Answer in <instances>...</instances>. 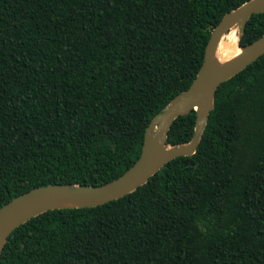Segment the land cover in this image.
I'll return each instance as SVG.
<instances>
[{
	"label": "trees",
	"instance_id": "1",
	"mask_svg": "<svg viewBox=\"0 0 264 264\" xmlns=\"http://www.w3.org/2000/svg\"><path fill=\"white\" fill-rule=\"evenodd\" d=\"M247 1L0 0V207L122 175L213 27ZM263 34L254 14L239 44ZM195 128V111L178 117L166 144ZM1 264H264V55L218 87L194 155L118 200L30 219Z\"/></svg>",
	"mask_w": 264,
	"mask_h": 264
},
{
	"label": "water",
	"instance_id": "2",
	"mask_svg": "<svg viewBox=\"0 0 264 264\" xmlns=\"http://www.w3.org/2000/svg\"><path fill=\"white\" fill-rule=\"evenodd\" d=\"M264 13V0H249L226 13L212 29L205 48L203 63L188 89L176 95L157 113L144 133L141 153L134 164L115 180L99 186L50 184L31 189L0 207V264L5 243L11 233L30 219L48 211L93 208L118 200L146 184L164 165L178 157L195 154L218 87L242 72L264 55V34L242 47L239 44L246 23L254 14ZM238 29L241 53L219 64L215 57L221 37ZM196 113V128L187 144H166L167 133L175 119Z\"/></svg>",
	"mask_w": 264,
	"mask_h": 264
},
{
	"label": "bare ground",
	"instance_id": "3",
	"mask_svg": "<svg viewBox=\"0 0 264 264\" xmlns=\"http://www.w3.org/2000/svg\"><path fill=\"white\" fill-rule=\"evenodd\" d=\"M238 35L235 28H232L228 33L224 34L215 50L214 57L220 64L222 62L229 61L235 56L241 53V49L238 47Z\"/></svg>",
	"mask_w": 264,
	"mask_h": 264
},
{
	"label": "rangeland",
	"instance_id": "4",
	"mask_svg": "<svg viewBox=\"0 0 264 264\" xmlns=\"http://www.w3.org/2000/svg\"><path fill=\"white\" fill-rule=\"evenodd\" d=\"M236 32H237V35H239V31H238V29H236ZM238 41H239V39H238ZM237 49H238V45H237ZM226 62H227V61H226ZM222 63H225V61L222 62ZM222 63H220V64H222Z\"/></svg>",
	"mask_w": 264,
	"mask_h": 264
}]
</instances>
